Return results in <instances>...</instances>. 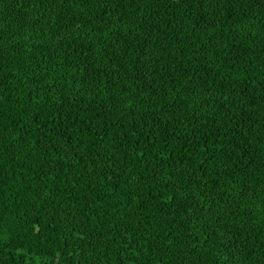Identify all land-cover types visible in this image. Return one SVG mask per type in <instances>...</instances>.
<instances>
[{
	"label": "trees",
	"instance_id": "16d2710c",
	"mask_svg": "<svg viewBox=\"0 0 264 264\" xmlns=\"http://www.w3.org/2000/svg\"><path fill=\"white\" fill-rule=\"evenodd\" d=\"M0 264H264V0H0Z\"/></svg>",
	"mask_w": 264,
	"mask_h": 264
}]
</instances>
